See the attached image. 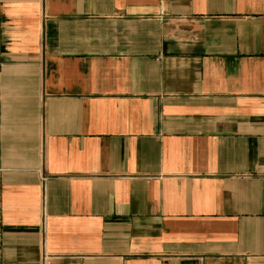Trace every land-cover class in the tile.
Masks as SVG:
<instances>
[{"label": "crops", "instance_id": "obj_1", "mask_svg": "<svg viewBox=\"0 0 264 264\" xmlns=\"http://www.w3.org/2000/svg\"><path fill=\"white\" fill-rule=\"evenodd\" d=\"M264 264V0H0V264Z\"/></svg>", "mask_w": 264, "mask_h": 264}, {"label": "built area", "instance_id": "obj_2", "mask_svg": "<svg viewBox=\"0 0 264 264\" xmlns=\"http://www.w3.org/2000/svg\"><path fill=\"white\" fill-rule=\"evenodd\" d=\"M47 264H50V263H47Z\"/></svg>", "mask_w": 264, "mask_h": 264}]
</instances>
